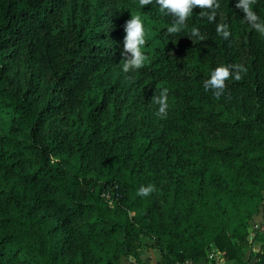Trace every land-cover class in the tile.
Instances as JSON below:
<instances>
[{
  "label": "trees",
  "instance_id": "16d2710c",
  "mask_svg": "<svg viewBox=\"0 0 264 264\" xmlns=\"http://www.w3.org/2000/svg\"><path fill=\"white\" fill-rule=\"evenodd\" d=\"M218 3L169 33L155 0H0V264H147L142 237L157 264H209L210 246L264 264L262 231L257 251L246 237L264 220V35ZM137 15L145 62L125 72ZM221 65L247 71L217 99Z\"/></svg>",
  "mask_w": 264,
  "mask_h": 264
},
{
  "label": "clouds",
  "instance_id": "9594fccd",
  "mask_svg": "<svg viewBox=\"0 0 264 264\" xmlns=\"http://www.w3.org/2000/svg\"><path fill=\"white\" fill-rule=\"evenodd\" d=\"M153 0H139L141 7L151 4ZM159 5L160 12L165 15H172L175 17L172 26L168 28L169 33H175L180 30V26L184 25L191 15L193 8L210 9L211 12L201 11V16H207L211 22L215 20V9L219 8L218 0H155ZM255 0H239L236 7L240 8L245 20L252 25L261 35H264V22L259 20V17L252 11L251 5ZM218 34L227 39L230 32L226 24H218L216 27ZM123 37V51L121 53L124 58L122 65L123 71L128 72L132 69H139L145 62V56L141 51V46L145 43L143 23L140 16H131L125 21ZM192 35L197 36L198 39L203 40L204 37L199 35V30L192 29ZM233 70L234 74H233ZM247 69L242 65L231 66H217L211 71L210 77L204 81V89L206 91L212 90L215 98L219 99L224 94L226 87L225 81L233 78L237 81L242 79L241 73L246 72ZM153 100L159 105L158 114L162 117L166 116L167 112V89H162L159 96H154ZM154 190L153 185L147 187L142 186L138 194L142 196L149 195Z\"/></svg>",
  "mask_w": 264,
  "mask_h": 264
},
{
  "label": "crops",
  "instance_id": "0c3cea01",
  "mask_svg": "<svg viewBox=\"0 0 264 264\" xmlns=\"http://www.w3.org/2000/svg\"><path fill=\"white\" fill-rule=\"evenodd\" d=\"M259 217V216H258ZM257 217V218H258ZM257 218H256V220H257ZM257 227H259L258 226V223H257V221H255V223L251 226V227H249V230H250V232H248L247 233V235H246V237H247V239L249 240V241H251V249H252V251H257L258 250V248H259V241L258 240H255L254 239V230L257 228ZM149 249H151V254L153 255V259H149L148 260V258H147V264H157L156 263V258H157V256H158V251H157V249H154V248H151L150 246H149ZM212 249V246H210V248H209V251ZM218 251V250H217ZM140 252L144 255V256H146L142 251H141V249H140ZM147 257V256H146ZM209 259H210V262H209V264H218L219 263V260H227V261H230V262H232V260H228V259H226V258H224L223 256H222V254L220 253V251H218V252H212L211 253V255L209 256ZM250 261H251V263H250ZM253 261H254V257H251L249 260H248V262H247V264H253Z\"/></svg>",
  "mask_w": 264,
  "mask_h": 264
},
{
  "label": "rangeland",
  "instance_id": "374dc122",
  "mask_svg": "<svg viewBox=\"0 0 264 264\" xmlns=\"http://www.w3.org/2000/svg\"><path fill=\"white\" fill-rule=\"evenodd\" d=\"M22 70H24V80H26L27 77H28V67H26V66L24 65V66L22 67ZM12 71H13V70H12ZM10 76L14 77L15 74H14V73H11ZM15 83H16L15 80H13V81L11 82V85H14ZM256 221H257L258 226H259V227H257L256 229H257V231L260 232V224H261V222H262L263 220H261V218L258 217ZM248 232H250L249 229H248ZM148 242H149V239H148V238H146V237H142L141 240H140V249H141V251L147 256V258H148V260H149V259H153V255L151 254V252H152L151 249H149V244H148ZM130 259H131V258H130ZM231 263H232V262L223 259V260H219V263H218V264H231ZM250 263H251V261H250Z\"/></svg>",
  "mask_w": 264,
  "mask_h": 264
},
{
  "label": "built area",
  "instance_id": "2783aa9c",
  "mask_svg": "<svg viewBox=\"0 0 264 264\" xmlns=\"http://www.w3.org/2000/svg\"><path fill=\"white\" fill-rule=\"evenodd\" d=\"M260 231H262L263 235H264V220L261 222L260 224ZM218 252L217 249L215 247L212 246V249L208 252V255L210 256L212 252Z\"/></svg>",
  "mask_w": 264,
  "mask_h": 264
}]
</instances>
